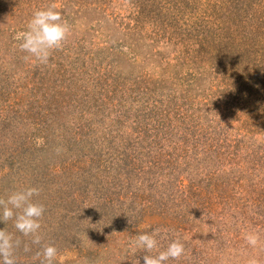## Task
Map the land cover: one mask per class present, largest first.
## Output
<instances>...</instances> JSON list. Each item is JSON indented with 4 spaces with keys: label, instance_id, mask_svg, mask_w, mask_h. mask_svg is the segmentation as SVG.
<instances>
[{
    "label": "rangeland",
    "instance_id": "obj_1",
    "mask_svg": "<svg viewBox=\"0 0 264 264\" xmlns=\"http://www.w3.org/2000/svg\"><path fill=\"white\" fill-rule=\"evenodd\" d=\"M50 7L71 30L25 59ZM30 187L16 264H143L154 229L166 264H264V0H0V199Z\"/></svg>",
    "mask_w": 264,
    "mask_h": 264
},
{
    "label": "clouds",
    "instance_id": "obj_2",
    "mask_svg": "<svg viewBox=\"0 0 264 264\" xmlns=\"http://www.w3.org/2000/svg\"><path fill=\"white\" fill-rule=\"evenodd\" d=\"M70 30L62 14L50 7L34 11L26 30L19 32L16 39L19 41V48L28 54L25 59H34L46 64L51 52L62 46ZM37 193L38 189L30 187L12 192L7 201L0 199V206H3L0 208V222L13 219L15 229L24 236H31L34 244L41 242L39 218L45 211L43 205L32 202V197ZM160 232V229H154L152 232H141L131 238L130 247L146 253L143 256V264H166L170 259H179L183 255L184 245L179 239L170 241L164 250H158L157 236ZM245 239L250 245L257 243L255 234L249 233ZM16 243L12 233L4 228L0 229V264H16ZM154 251L155 255L152 254ZM57 256L58 250L54 245H45L37 253L39 264H54Z\"/></svg>",
    "mask_w": 264,
    "mask_h": 264
}]
</instances>
